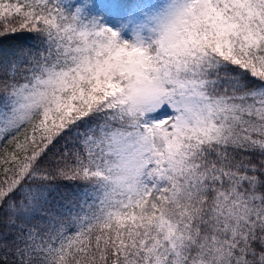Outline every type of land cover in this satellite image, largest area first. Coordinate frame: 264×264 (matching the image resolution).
<instances>
[{
    "label": "snow or ice",
    "instance_id": "6c2138e0",
    "mask_svg": "<svg viewBox=\"0 0 264 264\" xmlns=\"http://www.w3.org/2000/svg\"><path fill=\"white\" fill-rule=\"evenodd\" d=\"M0 264H264V0H0Z\"/></svg>",
    "mask_w": 264,
    "mask_h": 264
}]
</instances>
